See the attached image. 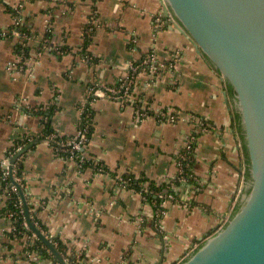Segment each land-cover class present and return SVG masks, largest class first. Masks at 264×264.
I'll return each mask as SVG.
<instances>
[{
  "label": "crops",
  "instance_id": "obj_1",
  "mask_svg": "<svg viewBox=\"0 0 264 264\" xmlns=\"http://www.w3.org/2000/svg\"><path fill=\"white\" fill-rule=\"evenodd\" d=\"M3 3L21 6L17 21L30 39L20 72L11 67L21 59L20 39L0 38L1 165L16 142L32 143L48 120L57 137L74 136L88 90L115 86L130 63L156 54L158 81L147 87L150 78L142 72L133 92L149 117L138 121L134 105L103 98L90 105L93 130L84 154L102 173L78 168L42 141L22 158L23 180L29 203L38 207L37 222L69 253H81L77 264H179L229 218L242 187L244 162L225 81L165 16L160 0H0V30L16 22ZM92 13L97 25L87 39ZM48 33L66 51L62 56L35 53ZM85 56L90 63L82 62ZM161 109L173 111L177 122L157 121ZM192 118L214 129L198 135L189 182L156 220L151 203L117 180L145 177L157 187L173 177L178 153L195 134ZM6 200L0 193V264H53L52 257L27 258L23 238L10 240Z\"/></svg>",
  "mask_w": 264,
  "mask_h": 264
},
{
  "label": "water",
  "instance_id": "obj_2",
  "mask_svg": "<svg viewBox=\"0 0 264 264\" xmlns=\"http://www.w3.org/2000/svg\"><path fill=\"white\" fill-rule=\"evenodd\" d=\"M160 1L165 16L233 91L232 111L240 117V147L248 160L249 179L243 178L228 220L179 264H264V0ZM33 146L20 149L3 168L17 191L27 230L53 264H72L33 222L27 190L13 177V165Z\"/></svg>",
  "mask_w": 264,
  "mask_h": 264
},
{
  "label": "built area",
  "instance_id": "obj_3",
  "mask_svg": "<svg viewBox=\"0 0 264 264\" xmlns=\"http://www.w3.org/2000/svg\"><path fill=\"white\" fill-rule=\"evenodd\" d=\"M51 1H57V0H51ZM13 10L17 15H19L21 6L14 8ZM167 17L173 22L170 16H167ZM89 18L90 19L88 23H86V26L83 31L84 36L87 39L92 37L94 30L96 28V25H97V21H96V17L94 13H92L89 16ZM17 24H18V21L16 20L15 26H17ZM160 25H161V20L160 19L156 20V27H159ZM11 37L20 39L19 44L22 50L20 54L21 59L14 60L13 63L11 64V67L17 68V70L21 72L24 69L25 63H26V59L23 58L22 55H24L23 53L27 49L26 42L30 38L28 37V35L22 34L13 28L7 29V30H0L1 39H7ZM39 50L43 52L45 50H49V51L52 50L56 55H60V56H62V54L66 52L64 51V49H62L61 46H57L56 48H51L50 39L47 37L42 40V43L39 46ZM84 60L87 63L91 62V58L87 56L84 57L83 61ZM174 61H176L175 58H174ZM158 63L159 62L157 61L156 54L152 52L149 55H147L144 60L138 63H130L127 67L126 74L122 75L117 80V82L115 83V86L104 87L101 89H96V87H91L88 90L86 98L79 105L81 115L84 116V119L81 117V123L79 125L78 130L74 134V136L69 137L66 141L58 142L57 137L51 134L50 136L46 138L45 141L52 147L55 153H60V152L66 153L68 155L67 158L73 160L76 163L78 168L81 169L84 163L91 161V165H92L91 168L97 171V173H102L104 171L103 166L94 162L93 159H87L86 155L84 154V149H86L89 143L88 132L91 126V123L89 122L90 105L92 104L93 101L97 100V98H101V99L103 98L106 100L116 101L124 105L126 104L134 105L135 117L136 119H138V121L149 117L150 116L149 111L145 108H142L139 105V103H137L138 101L133 96V92H134V86L136 83V79L138 75L142 72H144L147 75V77L150 78L147 81V83L150 82V84L146 83L147 87L151 86V82L153 80L158 81L160 69L162 68V66L159 65ZM51 106L52 105L48 104L44 108L45 110H47V109H50ZM154 115H156L155 118H157V121L159 122H166L169 124H173V123H176L178 120V116L169 109L158 110V112L154 113ZM191 121H192L195 134L190 135L188 137L181 151L178 153L176 157V169H177L176 174L173 177L169 178L165 183H163L167 185L165 188V191L163 192V191L150 190L149 185L147 184H142L143 187L140 190V192L133 190L134 192L138 193L141 196L144 203H151L152 208L154 210V217L156 220H158L160 216L164 214L165 205L168 202H172L173 200H175L176 189L180 185L186 184L189 182V178L191 176L188 175V171H189V167L192 161V156H193L194 149H195L194 146H195L198 135L210 133L214 129L213 125H211L210 123H206L205 121L198 120L197 118H192ZM53 145H56V147H53ZM63 147H68V149H64ZM20 149H22V147L17 148L16 151H19ZM79 152L81 153L76 155V153H79ZM3 166H7V163L3 164L2 167ZM14 167L15 166H13V172H14ZM1 178L3 180L8 179L7 169L2 168V174L0 175V179ZM15 181L17 183H20L21 179L15 178ZM117 181L123 187L130 188L129 181L125 180L124 178L120 177L118 178ZM8 189H9L8 191L7 190L3 191L4 195H6V198H9L11 193L16 192L15 188L11 187L10 184L8 186ZM149 195H153L156 199H158L161 202L159 204H157L154 201L150 202L147 199V196ZM28 199H29V193L27 191V200ZM33 207L35 209L37 206L33 204ZM13 208H14L13 210H6L5 212V218L8 219L9 225H10L9 234H12L11 240L16 241L20 239L17 236H21V238H23L25 241L24 242V254L27 256V258L30 259V257H33V258L39 257L40 254L38 251H41V250L44 251L46 249L40 243V241L31 232L27 230V227H26V224L23 218L22 205H21L19 198L17 199V201L14 202ZM30 212H32V210H30ZM18 219H22L20 228L29 232L30 233L29 235L24 234L22 233V231L17 229L15 223L18 221ZM227 220L228 219H226L225 221H222V224L220 225V227L223 226ZM142 222H143V219H141V223ZM35 224L36 226H38L37 223ZM47 237L57 247L56 243H54L53 241V238L49 235H47ZM62 251L63 252H60V253L64 257V259L67 261H70L72 264H77L76 262L82 258L81 253H78V252L69 253L65 247L62 248ZM119 264H123V261H121Z\"/></svg>",
  "mask_w": 264,
  "mask_h": 264
},
{
  "label": "trees",
  "instance_id": "obj_4",
  "mask_svg": "<svg viewBox=\"0 0 264 264\" xmlns=\"http://www.w3.org/2000/svg\"><path fill=\"white\" fill-rule=\"evenodd\" d=\"M3 6H5V9L9 12V13H11L13 16H14V18L16 19V20H18L19 21V15H17L15 12H14V10L13 9H11V8H9L7 5H5L4 3H3ZM13 29H16L17 31H19L20 33H22V34H25V35H29L25 30H23V28H21L20 27V23L18 22V24H17V26H15ZM46 37L47 38H49L50 39V34L48 33L47 35H46ZM19 46H20V44H18ZM18 48V50H20L21 49V46L20 47H17ZM27 50V49H26ZM47 51H49V50H47ZM65 51V50H64ZM54 53V52H53ZM228 88H227V91H228V99H229V101L231 102V104H232V99H233V97H234V94H233V91L230 89V87L229 86H227ZM48 113H50L49 115L51 116V114H53L54 113V108L52 107L50 110H48ZM39 115H40V117H46L45 116V113H39ZM48 115V116H49ZM239 120H240V117H239V114L238 113H236V112H234V128H235V131H236V133H237V135L239 136V139H243V137H242V135H241V129H240V125H239ZM92 128L90 127L89 128V132H88V139H90V137H91V133H92ZM51 134H53V135H55V133H54V131H53V129H52V127H51V123H50V120H48L46 123H44V125H43V130H42V133H41V135L39 136V137H37L36 139H34L33 141H32V143H34V144H38V143H40V142H42V141H45L46 140V138L48 137V136H50ZM56 136V135H55ZM57 137V136H56ZM69 137H57V141L58 142H61V141H66L67 139H68ZM27 144H29L28 143V141L27 140H22V141H18V142H16L15 143V146L8 152V154H7V158H9V159H11L12 158V155H14V153H15V150L18 148V147H24L25 145H27ZM53 147H56V145H53ZM64 149H68V147H63ZM62 149V148H61ZM242 149V152H241V154H242V159H243V162H244V165L246 166V170H245V173L243 174V178L245 179V181H247L248 179H249V174H248V160H247V156H246V151H245V149H244V147H242L241 148ZM81 152H79V153H76V155L77 154H80ZM56 155L57 156H59L60 158H64V159H66L67 157H68V155L66 154V153H62V152H60V153H56ZM191 163H192V161H191ZM101 165V164H100ZM91 162L90 161H88V162H86V163H84L83 164V168H91ZM23 170H24V163H23V161H17L16 163H15V167H14V178H18V179H21V181H20V185L25 189V182L22 180V176H23ZM2 174V167H1V165H0V175ZM125 180H127V181H129V183H130V188L132 189V190H135V191H138V192H140V190L142 189V187L140 186L141 185V183H144V182H148L149 183V188H150V190H154V191H165V188H166V184H163V185H161V186H159V187H156L155 186V184L153 183V182H150V181H148L145 177H141V178H137V177H133V176H128V177H123ZM9 180L8 179H6V180H3L2 178L0 179V193H3V191L4 190H9L8 189V186H9ZM4 194V193H3ZM19 197H18V194H17V192H15V193H11L10 194V196H9V198H7V200H6V210H13L14 208H13V204H14V202L15 201H17V199H18ZM147 199L150 201V202H156L157 204H159L161 201H159L158 199H156L153 195H149V196H147ZM29 209H33V206H32V204L30 203L29 204ZM3 212H4V210H3ZM38 213H39V210L38 211H36V214H34L33 215V218H32V220H33V222L34 223H37V225H38V227L42 230V231H46V229L42 226V225H40L38 222H37V215H38ZM21 223H22V219H18V221L15 223L16 224V227H17V229L18 230H20V231H22V233H24V234H27V235H29L30 233L29 232H27L26 230H23V229H21L20 228V225H21ZM17 234V233H16ZM8 236H9V238L11 239L12 238V234H8ZM17 237H19V238H21V236H17ZM54 241V243H56V245H57V249L60 251V252H63L62 251V248L64 247L63 245H62V243L60 242V241H58L57 239H54L53 240ZM39 252V254L42 256V257H45V258H49L50 256H49V254L46 252V251H43V250H41V251H38Z\"/></svg>",
  "mask_w": 264,
  "mask_h": 264
},
{
  "label": "rangeland",
  "instance_id": "obj_5",
  "mask_svg": "<svg viewBox=\"0 0 264 264\" xmlns=\"http://www.w3.org/2000/svg\"><path fill=\"white\" fill-rule=\"evenodd\" d=\"M89 17H88V19H87V21H86V23H88V21H89ZM83 36H84V32H83ZM50 44H51V48H56L57 47V45L56 44H54V43H52L51 41H50ZM46 51V50H45ZM43 51H40L39 50V47H38V49H36V54L37 55H40L41 53H42ZM50 52H53L52 50H50ZM82 61V60H81ZM82 62H84V63H86V61L84 60V61H82ZM19 148V147H18ZM17 150V149H16ZM15 150V153L16 152H18V151H16ZM15 153H14V155H15ZM12 157H13V155H12ZM23 156L22 157H20L17 161H23ZM10 160V159H9ZM16 161V162H17ZM9 162V161H8ZM8 162H7V165H8ZM15 162V163H16ZM1 165V164H0ZM13 166H15V164L13 165ZM1 167H2V165H1ZM3 168V167H2ZM13 174H14V172H13ZM13 177H14V175H13ZM15 179V178H14ZM22 180H23V176H22ZM24 181V180H23ZM20 184V183H19ZM24 187H26V185L24 186ZM23 188V187H22ZM24 189V188H23ZM25 190V189H24ZM17 192V191H16ZM28 203H29V199H28ZM30 204V203H29ZM32 206H33V204H32ZM37 209H38V207H36L35 209H34V207H33V209H30V210H32V212H30V214H31V216H32V218H33V215L35 214V212L37 211ZM34 213V214H33ZM45 234H47V235H49L48 233H47V230L46 231H43ZM50 236V235H49ZM11 240V239H10ZM53 240H54V238H53ZM13 241V240H12ZM44 251H46V250H44ZM47 252V251H46ZM48 253V252H47ZM49 254V253H48ZM49 256L51 257V255L49 254ZM30 259L31 260H33V259H35V258H33V257H30Z\"/></svg>",
  "mask_w": 264,
  "mask_h": 264
}]
</instances>
